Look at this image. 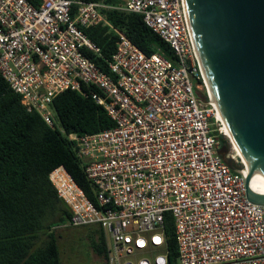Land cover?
<instances>
[{
	"label": "built area",
	"instance_id": "built-area-1",
	"mask_svg": "<svg viewBox=\"0 0 264 264\" xmlns=\"http://www.w3.org/2000/svg\"><path fill=\"white\" fill-rule=\"evenodd\" d=\"M167 41L176 60L143 52L104 16L103 1L0 0V74L30 112L56 125L54 98L92 94L115 126L69 134L95 185L97 204L64 168L57 184L72 211L67 226L99 225L106 264H170L166 215H173L179 264H264V205L247 194V167L219 154L225 122L204 79L186 0H119ZM119 35L107 60L86 30ZM158 238V240H157Z\"/></svg>",
	"mask_w": 264,
	"mask_h": 264
},
{
	"label": "trees",
	"instance_id": "trees-1",
	"mask_svg": "<svg viewBox=\"0 0 264 264\" xmlns=\"http://www.w3.org/2000/svg\"><path fill=\"white\" fill-rule=\"evenodd\" d=\"M28 1L36 7L43 2ZM88 1L107 4L102 9L104 16L143 52H160L176 60L170 44L144 22L143 15L112 7L119 6V0ZM86 33L101 48V54L94 53L91 58L110 73L107 60L116 52L119 35L103 24L88 28ZM52 108L54 127L39 113L28 111L20 94L0 74V264H62L55 225H67L72 211L51 180L57 168L53 174L59 171L67 177L65 168L97 204L95 185L88 179L69 134L96 133L115 122L90 93L66 90L54 98ZM227 142L221 136V143ZM98 227L100 234L92 236L91 248L106 259V236ZM165 227L169 263L179 264L171 212L166 215Z\"/></svg>",
	"mask_w": 264,
	"mask_h": 264
},
{
	"label": "water",
	"instance_id": "water-1",
	"mask_svg": "<svg viewBox=\"0 0 264 264\" xmlns=\"http://www.w3.org/2000/svg\"><path fill=\"white\" fill-rule=\"evenodd\" d=\"M186 9L207 87L247 159L248 197L264 205L250 187L254 172L264 181V0H186Z\"/></svg>",
	"mask_w": 264,
	"mask_h": 264
},
{
	"label": "rangeland",
	"instance_id": "rangeland-1",
	"mask_svg": "<svg viewBox=\"0 0 264 264\" xmlns=\"http://www.w3.org/2000/svg\"><path fill=\"white\" fill-rule=\"evenodd\" d=\"M226 139L230 153H236L229 138L226 137ZM53 176L59 185L70 184L67 177L59 171L55 172ZM95 228L94 224L79 227L66 224L55 225L62 264H106L105 259L97 256L91 248L92 236L94 233L100 234Z\"/></svg>",
	"mask_w": 264,
	"mask_h": 264
},
{
	"label": "bare ground",
	"instance_id": "bare-ground-1",
	"mask_svg": "<svg viewBox=\"0 0 264 264\" xmlns=\"http://www.w3.org/2000/svg\"><path fill=\"white\" fill-rule=\"evenodd\" d=\"M223 130H224L225 135L229 138L230 142L232 143V146H233L234 151L237 153V155H239L241 157L242 161L247 164V159L243 155V153L241 152V150L238 148L236 142L233 140L231 131L228 128V126L225 125V127H224ZM250 187L255 192L264 194V181H262V179L259 177V175L256 172H254L252 174V176H251V179H250Z\"/></svg>",
	"mask_w": 264,
	"mask_h": 264
},
{
	"label": "flooded vegetation",
	"instance_id": "flooded-vegetation-1",
	"mask_svg": "<svg viewBox=\"0 0 264 264\" xmlns=\"http://www.w3.org/2000/svg\"><path fill=\"white\" fill-rule=\"evenodd\" d=\"M223 145H226V149L224 151L227 153V156H228L230 154V147H229V145L227 143H221V147Z\"/></svg>",
	"mask_w": 264,
	"mask_h": 264
},
{
	"label": "crops",
	"instance_id": "crops-1",
	"mask_svg": "<svg viewBox=\"0 0 264 264\" xmlns=\"http://www.w3.org/2000/svg\"><path fill=\"white\" fill-rule=\"evenodd\" d=\"M98 226H99V225H95L96 228H99ZM96 228H95V229H96ZM92 250H93V249H92ZM93 252H94V251H93ZM94 253H95V252H94ZM95 254H96V253H95ZM96 255L99 256L98 254H96ZM100 257H101V256H100ZM101 258H103V257H101ZM105 263H106V262H105Z\"/></svg>",
	"mask_w": 264,
	"mask_h": 264
},
{
	"label": "snow or ice",
	"instance_id": "snow-or-ice-1",
	"mask_svg": "<svg viewBox=\"0 0 264 264\" xmlns=\"http://www.w3.org/2000/svg\"><path fill=\"white\" fill-rule=\"evenodd\" d=\"M157 240H158V238H157Z\"/></svg>",
	"mask_w": 264,
	"mask_h": 264
}]
</instances>
